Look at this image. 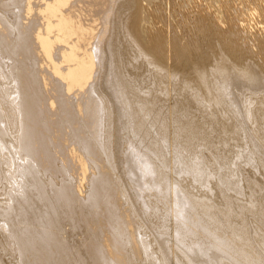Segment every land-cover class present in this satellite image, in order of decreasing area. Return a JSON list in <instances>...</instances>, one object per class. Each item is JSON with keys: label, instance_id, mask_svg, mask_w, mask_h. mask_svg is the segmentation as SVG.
I'll use <instances>...</instances> for the list:
<instances>
[{"label": "bare ground", "instance_id": "obj_1", "mask_svg": "<svg viewBox=\"0 0 264 264\" xmlns=\"http://www.w3.org/2000/svg\"><path fill=\"white\" fill-rule=\"evenodd\" d=\"M0 264H264V0H0Z\"/></svg>", "mask_w": 264, "mask_h": 264}]
</instances>
